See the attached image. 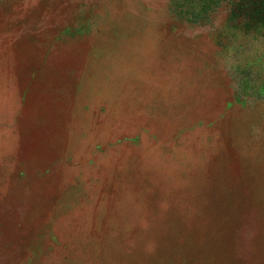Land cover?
Returning a JSON list of instances; mask_svg holds the SVG:
<instances>
[{
	"label": "rangeland",
	"instance_id": "1",
	"mask_svg": "<svg viewBox=\"0 0 264 264\" xmlns=\"http://www.w3.org/2000/svg\"><path fill=\"white\" fill-rule=\"evenodd\" d=\"M0 264H264V0H0Z\"/></svg>",
	"mask_w": 264,
	"mask_h": 264
}]
</instances>
